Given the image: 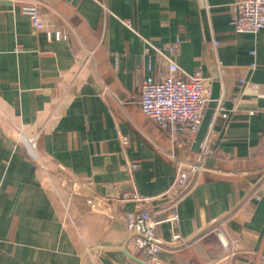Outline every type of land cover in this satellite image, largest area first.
I'll return each instance as SVG.
<instances>
[{"label": "crops", "instance_id": "1", "mask_svg": "<svg viewBox=\"0 0 264 264\" xmlns=\"http://www.w3.org/2000/svg\"><path fill=\"white\" fill-rule=\"evenodd\" d=\"M234 1L0 0V264H148L127 214L156 209L164 263L264 264V30L235 31ZM155 46L229 113L175 224L187 151L141 106Z\"/></svg>", "mask_w": 264, "mask_h": 264}, {"label": "built area", "instance_id": "2", "mask_svg": "<svg viewBox=\"0 0 264 264\" xmlns=\"http://www.w3.org/2000/svg\"><path fill=\"white\" fill-rule=\"evenodd\" d=\"M24 11L30 15L35 27H43L39 9L36 6H27ZM231 13L230 23L235 31L252 33L264 30V0H235ZM149 44L152 45V43ZM173 47L175 46L171 45L168 50L173 52ZM155 49L157 55L166 60V69L160 79L150 75L143 80L141 106L148 117L164 127L171 126V136L175 145L187 151L186 158H180L171 153V158L176 164V174L170 187L163 194L172 200L170 208L173 212L168 219L175 224L178 221V215L174 211L177 200L198 180L205 169V157L213 152L209 135H205L197 151H191V145L211 100L212 90L200 72L182 78L180 76L181 67L172 55L159 47L155 46ZM219 116L229 118V113L225 110L222 100L217 102L211 123ZM185 133L188 134L186 142L180 138V134ZM124 198L138 201L144 199L137 192L127 194ZM161 211V209H156L155 212L135 210L127 214L128 228L134 233V247L147 256L148 264H167L159 258L164 244L157 235L161 221L156 214ZM221 234L223 236L221 240L225 239V234ZM172 236L175 241L182 238L181 234L175 230ZM227 244L228 240L224 242L225 246Z\"/></svg>", "mask_w": 264, "mask_h": 264}, {"label": "water", "instance_id": "3", "mask_svg": "<svg viewBox=\"0 0 264 264\" xmlns=\"http://www.w3.org/2000/svg\"><path fill=\"white\" fill-rule=\"evenodd\" d=\"M218 86V84L216 83V87ZM217 99L218 96L214 93L212 95V100L209 103L208 108L205 110L204 116L202 118V122L200 124L199 130L196 134L195 140L193 142V150L197 151L200 147V144L202 142V140L204 139L205 135L207 134L208 128L210 126L211 123V119L214 113V109L217 105Z\"/></svg>", "mask_w": 264, "mask_h": 264}]
</instances>
